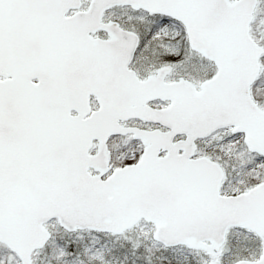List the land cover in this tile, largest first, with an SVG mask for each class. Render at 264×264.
Here are the masks:
<instances>
[{"label":"snow or ice","instance_id":"6c2138e0","mask_svg":"<svg viewBox=\"0 0 264 264\" xmlns=\"http://www.w3.org/2000/svg\"><path fill=\"white\" fill-rule=\"evenodd\" d=\"M0 264H264V0H0Z\"/></svg>","mask_w":264,"mask_h":264}]
</instances>
